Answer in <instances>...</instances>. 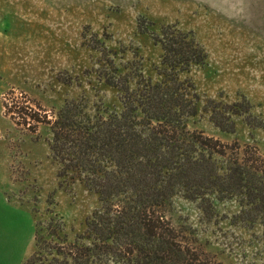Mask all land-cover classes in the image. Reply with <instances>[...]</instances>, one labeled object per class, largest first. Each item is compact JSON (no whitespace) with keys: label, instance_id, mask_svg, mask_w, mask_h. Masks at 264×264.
<instances>
[{"label":"rangeland","instance_id":"374dc122","mask_svg":"<svg viewBox=\"0 0 264 264\" xmlns=\"http://www.w3.org/2000/svg\"><path fill=\"white\" fill-rule=\"evenodd\" d=\"M166 25L191 31L207 53L204 64L180 74L199 96L189 127L264 154V0H0V181L13 206L14 238L24 242L15 264L37 250L34 232L39 256L50 258L51 247L73 241L100 206L72 173L57 174L50 125L38 122L32 132L19 112L45 109L51 118L77 99L120 111L121 91L102 78L106 62L120 70L134 59L156 79L162 49L150 32ZM233 103L242 114L231 115L234 131L225 132L212 122V106ZM240 210L234 198L204 211L176 194L166 213L209 264H264V224Z\"/></svg>","mask_w":264,"mask_h":264},{"label":"trees","instance_id":"16d2710c","mask_svg":"<svg viewBox=\"0 0 264 264\" xmlns=\"http://www.w3.org/2000/svg\"><path fill=\"white\" fill-rule=\"evenodd\" d=\"M140 29L148 32L147 26ZM150 33L162 49L156 79L144 75L134 59L120 70L108 60L101 72L122 93L120 111L99 105L92 110L77 99L65 101L51 118L45 109L24 112L29 118L19 112L32 132L38 122L50 125L57 174L72 173L98 195L100 205L73 241L51 247L50 258L39 256L44 250L34 232L37 250L21 264H209L167 217L176 194L204 211L214 200L234 198L243 217L264 224V154L189 127L199 96L180 74L204 64L206 51L191 31L174 25ZM222 108L213 104L211 120L233 132L231 115L242 114L243 106Z\"/></svg>","mask_w":264,"mask_h":264},{"label":"crops","instance_id":"0c3cea01","mask_svg":"<svg viewBox=\"0 0 264 264\" xmlns=\"http://www.w3.org/2000/svg\"><path fill=\"white\" fill-rule=\"evenodd\" d=\"M0 181V264H15L22 257L23 238H14L13 206L6 199L5 190Z\"/></svg>","mask_w":264,"mask_h":264}]
</instances>
